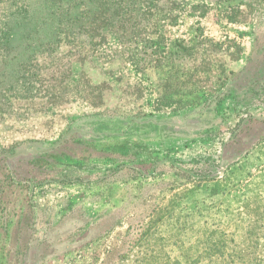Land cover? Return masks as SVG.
Segmentation results:
<instances>
[{
    "label": "rangeland",
    "instance_id": "374dc122",
    "mask_svg": "<svg viewBox=\"0 0 264 264\" xmlns=\"http://www.w3.org/2000/svg\"><path fill=\"white\" fill-rule=\"evenodd\" d=\"M151 19L137 52L59 50L60 105L0 122V264H235L243 202L264 205V0Z\"/></svg>",
    "mask_w": 264,
    "mask_h": 264
},
{
    "label": "trees",
    "instance_id": "16d2710c",
    "mask_svg": "<svg viewBox=\"0 0 264 264\" xmlns=\"http://www.w3.org/2000/svg\"><path fill=\"white\" fill-rule=\"evenodd\" d=\"M155 1L0 0V122L13 114L19 101L47 99L53 101L51 106L60 105L67 95L65 87L48 83L53 79H44L42 73L55 65L62 48L76 54L80 46L111 40L137 52L139 43L147 41L140 36L151 23ZM87 96L93 108L102 104L98 87ZM215 97L207 98L205 106ZM261 203L243 202L246 212L254 205L256 210L246 214L243 235L234 247L235 264H264Z\"/></svg>",
    "mask_w": 264,
    "mask_h": 264
}]
</instances>
